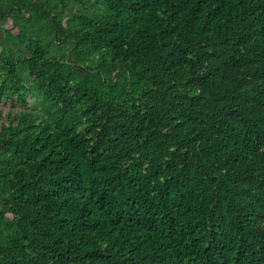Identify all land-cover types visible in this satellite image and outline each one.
Masks as SVG:
<instances>
[{
	"label": "trees",
	"instance_id": "obj_1",
	"mask_svg": "<svg viewBox=\"0 0 264 264\" xmlns=\"http://www.w3.org/2000/svg\"><path fill=\"white\" fill-rule=\"evenodd\" d=\"M0 264H264V0H0Z\"/></svg>",
	"mask_w": 264,
	"mask_h": 264
}]
</instances>
